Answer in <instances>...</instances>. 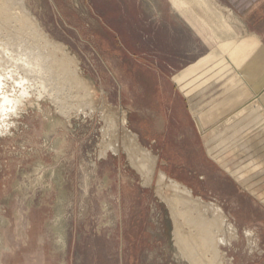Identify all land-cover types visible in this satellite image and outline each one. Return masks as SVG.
Listing matches in <instances>:
<instances>
[{
    "label": "rangeland",
    "instance_id": "374dc122",
    "mask_svg": "<svg viewBox=\"0 0 264 264\" xmlns=\"http://www.w3.org/2000/svg\"><path fill=\"white\" fill-rule=\"evenodd\" d=\"M1 1L70 62L58 99L0 65V93L21 97L0 114V264H193L172 180L222 214L214 264H264V129L243 122L217 47L168 0ZM207 1L264 57V0Z\"/></svg>",
    "mask_w": 264,
    "mask_h": 264
},
{
    "label": "bare ground",
    "instance_id": "6f19581e",
    "mask_svg": "<svg viewBox=\"0 0 264 264\" xmlns=\"http://www.w3.org/2000/svg\"><path fill=\"white\" fill-rule=\"evenodd\" d=\"M168 1L171 2L173 9L180 16L186 17L185 19L190 23V27L194 29V32L199 37L201 36L200 38L204 42L210 46L217 47V52L215 53L218 54V58L215 59L217 63L214 69H217L220 76H226L227 87L233 88V92L239 94L240 98L245 102V107L241 110L243 122L252 128L264 129V61L259 62L264 57L259 51V43L256 37L251 36L248 40L241 38V35L235 33L231 25L225 20L222 15L223 13H219L207 0ZM9 8L10 6H7L6 2L5 4L2 1L0 2V63H2L0 65L11 62L10 68L5 69L6 71L10 69L9 73H13L15 77L17 75L19 84L22 80L23 85L27 84L28 87H35L37 90L47 93L52 99H58L60 85L66 83V80L62 76L68 71L67 66L68 62H70L68 57L65 53H62V48L58 44L50 41L37 28L29 26L32 21L34 22L32 18L25 14H22V16L19 15L20 17H18L16 15L17 13L15 14ZM14 23L17 26H14ZM257 50L260 52L259 55L262 58L257 55L259 53ZM56 54H59L58 58H56ZM55 62H62L64 68H56L57 65L54 67ZM72 73L74 74V72ZM4 75L6 77L7 74ZM7 76L10 75L8 74ZM12 79L11 77V81ZM0 84H3V82H0ZM3 89L4 94L0 93V114L2 115L6 111L10 112L8 110L18 109L21 104L20 95L13 96L12 101L7 96L5 88ZM27 90L24 93H28L29 91ZM2 115H0L1 119ZM125 133L127 134L126 137L129 144L136 146L133 135L127 132ZM240 140L238 137L233 142ZM142 152V156L145 155L146 157L147 155L148 157V153ZM162 179L163 175L161 174L160 182L158 183L160 191L162 190ZM169 184V187L166 189L170 188V197L166 199V203L168 204L174 222V239L176 245L180 252L187 259H190L189 261H195L197 255L201 256L202 259L199 258L193 264H214V258L220 256V250H218L217 246L223 244L226 240L222 237L223 235L220 233L221 230L219 228V225H222L224 222L222 214L214 205H208V203L206 204L193 198L190 195L191 193L186 188L181 187L176 181L174 182L172 180ZM186 227H188V230L186 229L184 231L183 229ZM210 247L212 248L210 249ZM204 248L205 251L211 250L210 257L212 260L207 259L203 254Z\"/></svg>",
    "mask_w": 264,
    "mask_h": 264
},
{
    "label": "crops",
    "instance_id": "0c3cea01",
    "mask_svg": "<svg viewBox=\"0 0 264 264\" xmlns=\"http://www.w3.org/2000/svg\"><path fill=\"white\" fill-rule=\"evenodd\" d=\"M189 111H191V109H190V106H189ZM191 113V112H190ZM196 148H194L193 150H195Z\"/></svg>",
    "mask_w": 264,
    "mask_h": 264
}]
</instances>
